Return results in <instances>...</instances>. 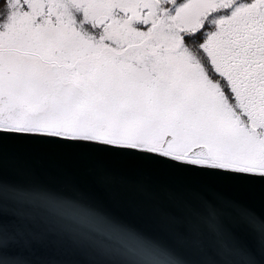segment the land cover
<instances>
[{
	"label": "snow or ice",
	"instance_id": "snow-or-ice-1",
	"mask_svg": "<svg viewBox=\"0 0 264 264\" xmlns=\"http://www.w3.org/2000/svg\"><path fill=\"white\" fill-rule=\"evenodd\" d=\"M38 147L154 181L167 238L21 179ZM236 189L264 205V0H0V264H264Z\"/></svg>",
	"mask_w": 264,
	"mask_h": 264
},
{
	"label": "water",
	"instance_id": "water-1",
	"mask_svg": "<svg viewBox=\"0 0 264 264\" xmlns=\"http://www.w3.org/2000/svg\"><path fill=\"white\" fill-rule=\"evenodd\" d=\"M21 179L79 199L111 222L143 235L167 238L160 217L169 210L164 191L126 163L92 157L57 147H38L22 154ZM233 199L257 212L264 210L258 196L236 189ZM234 208L222 210L224 227L239 231ZM242 234V233H241ZM124 264H151L147 257L128 253Z\"/></svg>",
	"mask_w": 264,
	"mask_h": 264
}]
</instances>
